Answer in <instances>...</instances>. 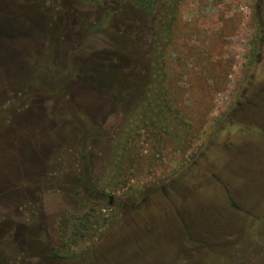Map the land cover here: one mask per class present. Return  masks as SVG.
Segmentation results:
<instances>
[{
  "label": "rangeland",
  "instance_id": "374dc122",
  "mask_svg": "<svg viewBox=\"0 0 264 264\" xmlns=\"http://www.w3.org/2000/svg\"><path fill=\"white\" fill-rule=\"evenodd\" d=\"M0 10V264H264V0Z\"/></svg>",
  "mask_w": 264,
  "mask_h": 264
},
{
  "label": "trees",
  "instance_id": "16d2710c",
  "mask_svg": "<svg viewBox=\"0 0 264 264\" xmlns=\"http://www.w3.org/2000/svg\"><path fill=\"white\" fill-rule=\"evenodd\" d=\"M139 3H145V4H147V1L146 0H137ZM23 1H20V2H18V4H17V7L15 8V9H21V12L19 11V13H20V15H21V13H22V9H24L23 7L25 6H23ZM25 4H27V5H29L30 4V6L29 7H34L37 3H35V2H30V3H25ZM145 7H147V6H145ZM17 13H18V11H17ZM16 16H17V18H16ZM0 17H3L4 19H6L7 21H9V20H11L10 18H12V20L13 21H22L21 19H19V16L18 15H14V16H8L5 12H3L2 10H0ZM10 17V18H9ZM59 20V19H58ZM0 74L1 75H3L4 73H3V71L0 69ZM2 83L3 84H7L6 83V81L4 80V79H2ZM3 87V89L4 90H6V89H8V86L7 85H4V86H2ZM59 257H68V255H66V254H59Z\"/></svg>",
  "mask_w": 264,
  "mask_h": 264
},
{
  "label": "flooded vegetation",
  "instance_id": "af4514ba",
  "mask_svg": "<svg viewBox=\"0 0 264 264\" xmlns=\"http://www.w3.org/2000/svg\"><path fill=\"white\" fill-rule=\"evenodd\" d=\"M257 7L259 8V5H257ZM261 27L263 26V23L261 22V25H260ZM261 31H262V28H261ZM57 101V100H56ZM57 103V102H56ZM242 103L241 102H237V105H239V106H242L241 105ZM46 152V151H45ZM27 159H28V162H27V164H26V166H27V169L29 170V174H30V170L32 169V168H34V167H36V166H39V163L37 162L36 163V161L35 162H33L32 160H31V157H30V155H29V153H28V157H27ZM111 201H112V197H110L109 198V203L111 204Z\"/></svg>",
  "mask_w": 264,
  "mask_h": 264
},
{
  "label": "water",
  "instance_id": "95a60500",
  "mask_svg": "<svg viewBox=\"0 0 264 264\" xmlns=\"http://www.w3.org/2000/svg\"><path fill=\"white\" fill-rule=\"evenodd\" d=\"M1 57H2V55H0V60H1ZM3 59V58H2Z\"/></svg>",
  "mask_w": 264,
  "mask_h": 264
}]
</instances>
